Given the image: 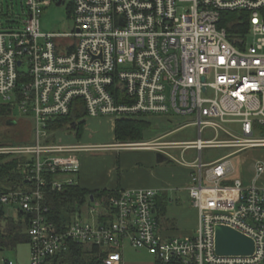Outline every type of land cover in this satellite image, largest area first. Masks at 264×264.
<instances>
[{
	"label": "built area",
	"instance_id": "1",
	"mask_svg": "<svg viewBox=\"0 0 264 264\" xmlns=\"http://www.w3.org/2000/svg\"><path fill=\"white\" fill-rule=\"evenodd\" d=\"M53 3L68 6L71 32H41L40 17ZM25 6L21 25H0V100L31 119L36 140L1 145L0 155L32 157L26 177L36 188L0 194V203L30 216V264H45L70 243L97 248L105 264H123L125 242L161 264H264V162H254L249 182L224 184L235 174L234 155L264 148V0H26ZM234 12L249 16V30L236 38L222 27L223 14ZM73 111L81 119H159L172 133L195 129L192 141L161 135L119 145L191 169L195 236H161L152 189L92 199L59 231L48 218L44 188L76 184L80 166L69 154L84 147L63 144L49 128ZM51 137L56 144H47ZM210 148L233 151L205 163L203 150ZM218 226L252 239L253 254L218 255Z\"/></svg>",
	"mask_w": 264,
	"mask_h": 264
},
{
	"label": "crops",
	"instance_id": "2",
	"mask_svg": "<svg viewBox=\"0 0 264 264\" xmlns=\"http://www.w3.org/2000/svg\"><path fill=\"white\" fill-rule=\"evenodd\" d=\"M80 120L85 122L83 141L76 143V140H79L76 133H73L72 138L59 133L56 136L65 145L84 147V151L69 154L77 157L80 166L75 177L76 183L89 191L155 190L158 192V203L161 200L162 203L163 200L166 201L164 214L161 216L155 206L161 236L165 239L195 236L199 224L198 212L193 208L187 190L191 179V169L168 158L167 162L158 163V153L152 150L120 148L121 143L116 140L115 134L116 121L113 119ZM89 124H91L90 127ZM93 125L103 129L95 130ZM98 138L102 140V144L94 143ZM108 138L114 142L107 144ZM68 141L70 143L67 144ZM56 143L57 140L54 139L53 144ZM106 146H108L107 149ZM247 158L241 161L243 165L248 166L247 169L241 170V174L232 175L224 181L225 183L230 182L232 185L238 178L249 182L254 162L257 160L264 162L261 159H254L249 163L246 161ZM169 163H175L178 166L170 167ZM5 212L8 219L16 222L22 220V211L17 207L6 206ZM123 264H125L124 261Z\"/></svg>",
	"mask_w": 264,
	"mask_h": 264
},
{
	"label": "trees",
	"instance_id": "3",
	"mask_svg": "<svg viewBox=\"0 0 264 264\" xmlns=\"http://www.w3.org/2000/svg\"><path fill=\"white\" fill-rule=\"evenodd\" d=\"M248 14L245 12L224 13L222 27L226 28L229 34L236 38L239 34L247 33L249 30ZM83 113V111H81ZM83 114L73 111L69 116L59 118L50 123V132L69 130L76 133L81 139L85 122L79 121ZM13 117L15 107L12 104L3 103L0 100V121L5 120L6 126L16 125ZM32 123V122H31ZM148 122L137 119H122L116 121V140L119 143L142 141ZM16 144V141L0 134V146ZM31 145V144H28ZM35 160L25 156L0 155V194L16 191H32L36 188L34 181H28L27 174L33 168ZM27 170V171H26ZM48 176V175H46ZM54 179L55 176H48ZM230 185L229 183H225ZM118 192L89 191L80 187L77 183L65 187L62 191H52L50 186L44 188V202L49 209L48 218L59 229L66 231L69 224L75 217L83 215V210L91 202V197L100 199L109 195H116ZM159 216L164 214L166 201L162 200L156 205ZM6 206L0 203V264L1 255L6 250H14L23 244L29 245L28 224L30 216L22 212L21 221H14L6 217ZM24 218V219H23ZM45 264H105L100 251L97 248H87L81 244L70 243L69 249L58 255L47 259ZM156 264H161L157 262Z\"/></svg>",
	"mask_w": 264,
	"mask_h": 264
},
{
	"label": "rangeland",
	"instance_id": "4",
	"mask_svg": "<svg viewBox=\"0 0 264 264\" xmlns=\"http://www.w3.org/2000/svg\"><path fill=\"white\" fill-rule=\"evenodd\" d=\"M26 0H0V25L3 27H7L11 20H14L16 24L21 25L23 20L26 18ZM41 23V32L42 33H50V32H60V33H69L73 30L74 21L72 19L71 12L67 5L65 6H57L53 3L50 7H48L40 17ZM251 42V41H249ZM26 68L24 67L23 70ZM16 117H13L14 121H16V125L6 126L5 120L0 121V134H5L8 138L16 141L14 146H23L28 144L35 143L36 137L33 132V124L31 123V119L20 116L18 111H15ZM104 121L108 120V118H103ZM93 120V119H89ZM150 121V120H149ZM148 121L147 128H145V133L142 141H151L155 138L163 135L165 136L163 139L165 141H192L197 138V134L194 128L187 127L181 131H175L173 128L162 129L166 127V122L159 119H154L153 121ZM88 124V123H87ZM95 125V124H94ZM93 125L95 130H102V127L97 128ZM91 124H89V127ZM87 127V126H86ZM85 129V128H84ZM84 131V130H83ZM73 133L69 130H62L59 134H63V136H68L70 138L73 137ZM169 133V135H168ZM209 133H205V137ZM83 136V135H82ZM210 136H214L210 134ZM47 144H52L54 141V137H51L47 140ZM70 141V140H69ZM67 142L70 143V142ZM83 141V137L81 139L76 140V143ZM102 140L100 138L97 139L94 143L102 144ZM107 144L110 142H114L111 138L107 139ZM45 144V142H42ZM12 145V144H9ZM233 150L229 149H218V148H210L203 150V160L205 163H209L215 161L223 156L230 154ZM174 156L179 158L180 152L174 151L172 152ZM247 158L246 161L249 163L254 159L264 160V148H255L247 150L241 154L234 155L231 160L236 167V173L241 174V170L247 169L248 166H245L241 163L244 158ZM188 160L192 158L188 154ZM245 161V163H246ZM170 167H177L178 165L175 163H169ZM10 207V206H8ZM2 258H6L15 262L16 264H30V247L28 244H23L18 246L14 250H6L1 255ZM124 263L125 264H156L157 259L150 253L142 250L138 251L133 249L128 242H125V250H124Z\"/></svg>",
	"mask_w": 264,
	"mask_h": 264
},
{
	"label": "water",
	"instance_id": "5",
	"mask_svg": "<svg viewBox=\"0 0 264 264\" xmlns=\"http://www.w3.org/2000/svg\"><path fill=\"white\" fill-rule=\"evenodd\" d=\"M237 41H233L236 44ZM21 65V63H19ZM158 163L167 162V157L158 154ZM91 199H94L91 197ZM254 242L243 234L225 226L216 228V252L220 256L251 255L254 252Z\"/></svg>",
	"mask_w": 264,
	"mask_h": 264
}]
</instances>
